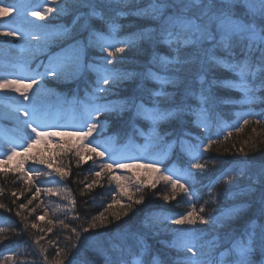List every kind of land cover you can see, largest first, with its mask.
Instances as JSON below:
<instances>
[{
    "label": "trees",
    "instance_id": "obj_1",
    "mask_svg": "<svg viewBox=\"0 0 264 264\" xmlns=\"http://www.w3.org/2000/svg\"><path fill=\"white\" fill-rule=\"evenodd\" d=\"M67 2L71 8L69 15H59L57 12H53L41 20L21 11L19 14L13 12L7 17L0 18V31L23 30L20 24L24 23V18L27 16L37 20L38 28L47 29L45 36L40 35L31 39V42L19 35L13 37L0 36V54H2L0 55V68L25 66V71L27 67L33 71L38 67L40 70L37 69L38 71L34 73L36 75L38 72H44L43 68L48 67L49 62H52L53 55L59 54L66 47L78 44V42L86 44L88 32L80 27L83 20L75 26H73L72 21L74 15L88 14L90 9L80 6L77 0H67ZM90 2H95V0H90ZM60 3H65V0L60 1ZM148 3L149 0H130L128 4H112L111 8H105V12L109 15H115L112 9L125 13L119 16L116 21L121 25L118 38L135 39L136 34L140 32L158 28L159 21L135 14L138 10L145 8ZM4 4L11 3L6 0ZM14 4L22 8H33V5ZM52 7L58 8L59 6L53 5ZM91 23L95 29L107 35V27L102 21L93 18ZM59 28H67L69 32L63 35H48L49 31L54 30L55 32ZM154 52L169 55L167 46H153L147 40L137 41L135 48L126 46L125 52L118 54L109 67L137 75L113 88L111 94L105 95L103 102H122L133 96L137 99L143 96L145 103H147L148 90H156L158 86L154 81L143 79L141 74L151 67ZM103 55L95 49H86L84 64H90ZM69 65L68 62L63 66ZM63 70L56 76L45 75L39 79L38 84L33 85L28 93L30 97L37 88L41 89L35 101L38 107L46 110L50 105L59 104L63 98L72 97L80 101L88 100V94L95 79L93 73L87 67L69 74ZM153 70L156 69L153 68ZM180 75L183 78V83L180 85L179 91L185 87L196 89L200 87L198 77L201 72L198 64L187 66L185 72ZM9 76V74L6 76L0 73V78H10ZM203 76L205 81L203 87L210 88L214 98V102L208 105L211 120L213 126L219 127L223 132L222 135L219 136L216 132L215 135L205 132L204 129L196 127L192 123V116H185L183 128L176 121L162 123L159 131L164 136V141L154 144L159 148L166 149L167 152H171L172 157L162 165L168 169L170 163L178 167H184L187 164L186 157L183 155L178 142L170 151L167 149L168 144L181 138L182 132L190 133L183 138L193 144L207 139L218 140L219 143L213 144L207 152L202 154L201 163L208 161L207 167L194 170L198 182L194 189L197 196L193 198L192 203L195 204L197 210L201 206L205 208V212L201 214L205 218L218 216L221 211H228L234 206H241L239 213L232 218L231 226L242 229L246 222L255 215V208L247 206L246 197L227 198L225 193L228 191L229 185L224 182L216 183V178L222 170L235 168L240 162L252 161L256 165L264 164V103H244L243 93L239 90L213 84L214 80L239 83V78L231 72L217 68L203 73ZM108 87L112 88V85L110 84ZM166 90L170 93L178 91L171 85L167 86ZM258 95L264 96V92H260ZM177 100H179V95H177ZM188 102L194 105L196 103L191 99ZM21 103L30 105L33 101L31 99L24 101L23 97L15 92H0V109L4 112L22 116V114H18L8 107V105L17 107ZM167 106L162 105V107ZM132 115V112H125L121 117L115 115L100 116V120L107 119L108 121L105 135L116 137L114 145H127L132 143L133 139L135 143L144 139L134 130ZM245 116L250 120L247 125L243 124ZM256 121H260V123L257 124ZM4 123L8 129L10 128L9 130L15 131L14 126L10 127L11 121ZM135 125L144 132L149 129V124L142 119L135 120ZM228 132H231L232 135L225 140L224 137L228 135ZM166 133L169 134L165 135ZM132 134L134 135L132 136ZM68 137L71 136L67 135L66 138ZM95 139L96 134L94 133L88 141ZM52 146L33 149L27 157H16L15 161L11 162L12 167H8V164L0 167V189L3 190L0 194V204L4 205V207H0V227L6 229L3 235L8 237L0 243V264H3L5 256L12 255L18 256L17 261H8L7 264H21V262L24 264H45V257L47 258L46 264H55L57 250L61 251L64 264H102V256L99 254L95 243L97 232L105 234L125 233L121 239L116 241L117 244L125 248L129 246L134 248L135 242L142 239L151 253L159 255L164 264H180L183 258L191 256V253L178 252L176 249L166 246L175 238V230L191 229L196 236L205 241L204 250L208 249V241L213 237L222 238L224 233L228 231L227 228L204 225L199 222L193 225L172 224L171 220L168 219L169 217L186 214L191 210L189 201L182 194L177 195L176 199L165 201L163 196L170 195V189L160 177L152 179L148 176L139 177L136 174L121 179L119 183L125 185L129 192L135 193L134 199L143 198L142 203L132 204L130 209H122L120 205L126 206L130 203L127 193L118 191L115 186V184L118 186V182L112 180L109 173L106 172L100 178L99 184L94 185L93 188H86V185L95 179L92 170L93 168L99 170L96 161L101 160V158H93L95 154L83 150L81 145L74 141L58 142ZM241 148L244 149L243 152L239 151ZM78 150L81 152L82 159L76 155ZM89 156L92 158L88 159ZM41 159L47 163H39ZM21 163H23V169L17 171ZM49 163L52 165L51 168L48 167ZM241 166L243 165L241 164ZM56 168L68 172L69 175L61 180L55 172ZM28 170H32L33 174L31 181L25 184L23 174ZM50 171L57 177L56 179L51 175L36 174L38 172L48 174ZM233 177L234 182L241 186L244 185L245 181L235 172ZM59 182L64 184V189L56 191L55 186ZM38 183L41 189L52 188L58 194L50 195L42 190L39 196L32 201V204L21 209L20 205L26 204L35 195ZM153 184L156 186L152 187ZM137 187H141L142 190L136 191ZM29 188L31 191L28 190ZM13 192L16 193V196H12ZM213 193H215L214 203L211 199ZM73 198L76 201L74 206L70 204V200ZM115 201L120 203L115 204ZM60 203H64L66 208L58 207L57 204ZM108 204H114V207L105 211ZM33 209L35 211H32ZM45 210L47 215H45ZM124 210L128 211L127 216L121 215L118 221L113 218V213H122ZM17 212H20L19 216L16 215ZM101 213H104L108 218L106 221L108 226L84 232L83 228H88L93 219ZM42 215L44 219L39 220L38 217ZM146 215L151 216V223L154 227L145 228L143 226ZM33 223L38 225L37 228L31 227ZM97 223L99 222L97 221ZM72 229H75V232ZM77 232L80 233L79 242L76 237ZM41 237L40 244L36 245L35 240ZM74 244L77 247H73ZM41 248L44 249L43 254L40 252Z\"/></svg>",
    "mask_w": 264,
    "mask_h": 264
},
{
    "label": "snow or ice",
    "instance_id": "obj_2",
    "mask_svg": "<svg viewBox=\"0 0 264 264\" xmlns=\"http://www.w3.org/2000/svg\"><path fill=\"white\" fill-rule=\"evenodd\" d=\"M130 0H77L82 7L90 9L88 14L74 15L73 26L80 23L81 29L88 32L87 43L78 42L75 48V54L58 59L57 63H49L43 73H37L31 77L16 76L13 78H0V92L11 91L18 93L23 97L24 101H33L30 105L13 107L8 105L12 111L22 114L27 119L23 120L25 129H30L35 135L25 134L24 143L20 145L23 148L25 157L31 152L35 144L40 143L42 139L51 136L75 135L80 137L82 141L89 140L93 134H96L95 140L82 144L83 150L95 154V156L104 158L99 165V170L93 168L92 174L95 179L86 185L87 189L93 188L99 184L100 178L107 172L112 180L118 182V187L122 193H127L129 204L120 205L122 209H130L132 204H140L143 198L134 199L135 193L129 192L128 188L120 184L121 177L112 175L113 166L121 169H139L148 168L152 172H160V168L156 167L157 161L149 160L146 164L132 162L133 158L118 153L112 145L115 144L116 137L106 136L108 121L100 120V116L115 115L123 116L125 112H132L131 120L134 130L145 139L144 149L147 150L156 142L164 141L159 127L162 123L176 121L183 128L184 117L192 116V123L199 128L210 130L211 116L208 105L214 102L210 88L203 87L205 81L203 73L221 68L233 73L239 78V83L230 81H213L221 87L235 88L243 93V102L253 104L256 102L264 103V96L258 95L264 92V0H149L147 6L138 10L135 14L149 17L159 21L158 28L151 31H143L136 34L135 39L118 38V32L121 25L116 21L117 18L125 13L112 9L115 15H109L105 12V8H111L112 4H128ZM58 5L59 7L45 6L48 4ZM171 10L170 12L168 10ZM21 11L29 13L38 19H45L48 14L57 12L59 15L71 14V8L65 0H44V5H36L33 8H22L17 4H4V0H0V18L7 17L13 12L19 14ZM102 21L107 27V35L95 29L91 23L92 19ZM69 32L67 28H61L56 32L48 35H63ZM18 30L0 31V36L13 37L18 36ZM147 40L153 46H167L169 55H161L154 52L149 67L142 75L143 79L154 81L158 86L156 90H148V102L145 103L143 96L137 99L135 96L122 102H103L106 94H111L112 89L116 88L123 81L132 79L136 73L121 72L116 68L109 67L113 63L116 56L125 52V47H137V41ZM86 49H95L104 55L94 60L92 63L84 64V52ZM71 62L76 70L84 67L95 76L92 82L91 91L88 94L89 103L83 107V121L80 127L72 131H49L48 126L43 122V118L39 107L35 101L40 92L37 88L36 92L29 96L33 85L39 83V79L45 75H58L65 63ZM199 65L201 75L198 77L200 87L198 89L185 87L179 91L183 78L180 75L185 72L187 66ZM153 68L156 70L154 71ZM112 85L109 88L108 85ZM171 85L177 92H168L167 86ZM179 95V100H177ZM196 101L195 105L189 103V100ZM162 105H168L162 107ZM142 119L149 124L147 132L139 129L135 125V120ZM250 120L245 116L243 124L247 125ZM257 124L260 121H256ZM37 125V126H33ZM39 128V130H38ZM169 133H166L167 135ZM190 133L182 132L181 138L167 145L168 151L176 146L178 142L181 151L185 153L189 159L187 166L184 168L165 169L161 174L162 179L170 189V195H164L163 199L168 201L176 199L177 195L187 197L190 205V211L186 214L169 217L172 224L175 225H193L197 222L204 225L220 226L227 228L221 238L213 237L208 241L207 251L201 252L200 247L196 243L199 237L196 236L191 229L175 230V238L167 243V247L174 248L178 252L191 253V256H185L180 264H264V164L256 165L252 161H244L237 164L235 168H228L221 171L216 178V183L224 182L229 185L228 191L225 193L229 199H235L243 196L248 200V207L255 208V215L250 218L242 229H236L231 226L232 218L239 213L241 206H234L228 211H221L218 216H209L205 218L201 215L205 212V208L201 206L198 210L193 198L197 196L195 185L198 182L196 173L193 169H205L208 161L201 163L203 160V152H207L213 144L219 143L218 140L207 139L201 140L197 144H193L186 137ZM232 133L224 137L225 140ZM103 138V139H102ZM205 143L207 146L205 147ZM239 151L243 152L241 148ZM21 155L17 151V145L12 144L10 152H0V167L10 164L15 157ZM81 157V152H76ZM167 156V151L163 154ZM161 157V159L163 158ZM83 157H81L82 159ZM92 157L89 156L88 159ZM39 163H47L43 159ZM241 164L243 166H241ZM48 167L52 165L49 163ZM23 169L21 163L17 169ZM56 174L62 179L69 175L68 172L60 168L55 169ZM236 173L244 181V185L234 182L233 173ZM32 170H28L23 174L25 184L31 181ZM37 175H50V173H36ZM131 179V178H129ZM143 184V182H141ZM156 185L153 184L152 187ZM215 186V185H213ZM31 191V188L28 189ZM45 191L50 195L58 194L52 188L36 187L35 195L27 201L26 204L20 205L21 209L27 208L32 201L35 200L41 191ZM141 187H137L136 191H141ZM0 189V194H2ZM12 196H16L13 192ZM212 202H215V193L212 196ZM42 203V201H41ZM75 199L70 200L71 205H75ZM119 204V201H115ZM207 203V202H206ZM0 207L4 205L0 204ZM114 204H108L105 211L112 209ZM32 211H35L33 209ZM17 216L20 212L16 213ZM45 215L47 211L45 210ZM121 215L127 216L128 211L113 213V218L119 220ZM39 220H43L44 216H39ZM108 218L101 213L95 217L88 228H83L84 232L94 229L107 227ZM97 221L99 223H97ZM51 223V221H49ZM61 223H63L61 221ZM110 223V222H109ZM37 224L33 223L32 228H37ZM145 228H152L151 216L146 215L143 221ZM50 230V229H49ZM6 229L0 227V243L8 237L3 235ZM75 232V229H72ZM125 233H100L97 232L95 243L99 254L102 256V264H164L159 255H153L150 249L144 244L142 239H138L134 248L129 246L123 247L116 243ZM77 241L80 240V233H76ZM40 239L35 240V244H40ZM88 239V238H86ZM73 247H77L76 244ZM43 254L44 249H40ZM57 259L55 264H64L62 253L57 250ZM18 256H5L3 264L8 261H17ZM47 258L45 257V264ZM24 264V262H21Z\"/></svg>",
    "mask_w": 264,
    "mask_h": 264
},
{
    "label": "rangeland",
    "instance_id": "obj_3",
    "mask_svg": "<svg viewBox=\"0 0 264 264\" xmlns=\"http://www.w3.org/2000/svg\"><path fill=\"white\" fill-rule=\"evenodd\" d=\"M4 1H6V0H4ZM7 1H9L11 4L18 3L21 5L25 4L28 6L33 5V7H35L38 4L44 5V0H37V2H35V0H18V1L17 0H7ZM60 1L62 2V0H60ZM45 6H53V5L49 3L48 5H45ZM20 27L23 30H18V32L20 33L19 36L23 37L24 39L28 40L29 42H31V39H35V38L39 37L40 35L45 36V31L47 30V29L42 30V29L38 28L37 20L31 16L25 17L24 23H21ZM59 29H61V28H59ZM59 29H57V31ZM52 32H54V30L49 31L48 34L52 33ZM119 34H120V31L118 32L117 35H119ZM78 46H79L78 44L68 46L65 49H63L61 52H59V54L53 55L51 63L55 64V63H57L58 59H60V58L74 55L75 54V48ZM0 55H2V54H0ZM69 63H70V65L69 66H63L62 70L64 69L65 71H67V74H69L70 72L76 73L78 70H76V68L73 66V64L71 62H69ZM48 66H49V64H48ZM24 67L25 66L18 68L16 66H14V67H8V68L7 67L0 68V73L3 75H6V76H7V74H9L10 78H13L16 76L31 77L34 75L35 72L38 71L37 69L40 70V68L37 67V69H34L32 71L31 69H29L27 67L26 71H25ZM43 71H45V68H43ZM84 100L85 101H80V100H78L76 98H72V97L68 98V99L63 98L59 104L55 103L53 105H50L49 108H47L46 110H44L45 108L39 107L42 118H43V122L48 126L49 131H68V132H70L73 129L80 127L82 125V121L84 118L83 107L85 104L89 103V100H86V99H84ZM25 119H27V117H24L23 115L22 116L21 115H15L13 113L8 114V113L4 112L2 109H0V152H10V148H11L12 144L9 141H7V139H6L7 137L10 136V134L21 145L24 143L23 138H24V135L26 133L33 135V136L35 135L34 133H31L30 129H25V126L23 124V120H25ZM2 121H4V122H10L11 121L12 125L10 124V127L14 126L15 131L12 129L9 130L10 128L8 129L4 125L5 123ZM33 126L35 127L37 125H33ZM202 129H204V128H202ZM38 130H39V128H38ZM204 131L207 133H213L214 135L216 132V134L219 136H221L223 133V132H221L219 127L213 126L212 120H211L210 130L204 129ZM133 135L134 134H132V136ZM66 136L67 135L46 137V138L42 139L40 143L35 144V146L32 148V150L42 148V147H53L52 145H55L58 142H69V141H74L76 143H79V145H81V148H82V144L89 142L88 140L82 141L80 139V137L75 136V135H71L70 138L69 137L66 138ZM143 138L144 137H142V139ZM144 145H145V139H143L141 142L137 141L136 143L133 139V142L128 143L127 145L126 144H119V145H112V147H114V149L118 153H120L124 156L132 157L133 158L132 162L146 164L149 160L157 161L155 166L160 168V172H152L151 170H149L146 167L145 168H139V169H131V170L121 169V168H118L114 165L112 175H117V176L121 177V179H123L125 177L132 176V175H136V174L139 177L148 176L149 178H152V179H158V177H160L161 174L164 173V171H165V167L162 165L165 162H167L168 159H170L172 157L171 152H167V156H163V154L167 151L166 149L159 148L158 146H156L154 144L151 147H149L147 150H145ZM17 151L21 153V155H19L17 157L24 156L23 148L21 146L19 148H17ZM183 155L186 157L185 159H186V162L188 163L189 157L185 153H183ZM162 156H163V158L161 159ZM15 158L13 161H15ZM93 158H100V157L93 156ZM106 158H107V153H106V156L104 158H101V160L103 161V159H106ZM0 159H6V157H0ZM101 160L96 161V164L98 166L100 165V163H102ZM12 163L8 164V167H12V165H13ZM170 164L171 165H169L168 169L184 168L187 166V164H186L184 167H178L172 163H170ZM194 170L195 169H193L192 171L194 172ZM50 175L54 179L57 178L53 175V172H51V171H50ZM144 180H146V179L144 178ZM36 186L40 187L39 183ZM115 186L118 189V191H120L119 187L116 184H115ZM63 189H64V184L61 182L57 183V185L55 186L56 191L63 190ZM57 206L61 207V208H66L64 203L57 204ZM136 243L137 242H135V244ZM196 243L198 244V246H202V247H200L201 252L207 251V250H204L203 245L205 244V241L203 239L199 238V240L196 241Z\"/></svg>",
    "mask_w": 264,
    "mask_h": 264
}]
</instances>
